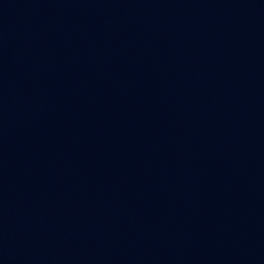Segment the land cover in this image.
I'll use <instances>...</instances> for the list:
<instances>
[{
	"label": "water",
	"instance_id": "1",
	"mask_svg": "<svg viewBox=\"0 0 264 264\" xmlns=\"http://www.w3.org/2000/svg\"><path fill=\"white\" fill-rule=\"evenodd\" d=\"M0 264H264V0H0Z\"/></svg>",
	"mask_w": 264,
	"mask_h": 264
}]
</instances>
